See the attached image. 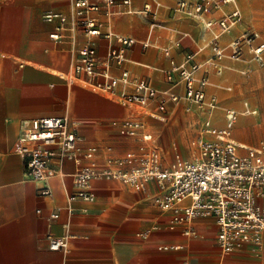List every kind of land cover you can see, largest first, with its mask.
Wrapping results in <instances>:
<instances>
[{
	"label": "crops",
	"instance_id": "0c3cea01",
	"mask_svg": "<svg viewBox=\"0 0 264 264\" xmlns=\"http://www.w3.org/2000/svg\"><path fill=\"white\" fill-rule=\"evenodd\" d=\"M72 1L48 8L72 19ZM90 1L98 9L87 15L95 18L99 32L87 34L77 24L64 30L59 39L50 37L56 23L31 15L27 0L3 2L0 9V264H264V233L260 248L244 242L222 253L216 244L217 225L212 216L194 221L193 236L184 235L181 225L170 228L169 214L154 202L160 194L154 182L137 190L100 177L92 181V200L71 198L78 164L70 158L56 161L58 173L49 179L52 198L39 194L40 182L24 178L23 160L17 152L19 137L30 120L50 116L69 115L76 120L82 148H97L93 161L98 168L106 166L108 157H122L141 143L138 136L121 132L120 123L126 118L144 122L142 131L151 134L150 143L159 150L164 166L171 164L175 152L190 158L194 150L187 138L198 131L202 115L186 111L182 101L167 97L170 92L182 94L183 86L167 81L166 73L173 63H181L187 52L206 45L210 34L204 21L240 7L233 0L219 10L205 9L200 18H194L176 11L175 0H130L128 4L122 0ZM145 4L151 6L149 14L142 12ZM249 26L242 16V22L222 35L220 43L227 45ZM109 31L135 40L124 51L120 64L109 57L121 48L117 37L106 35ZM84 46L95 50V71L68 78L79 64V51ZM210 55L205 46L196 59L205 63ZM250 56L246 52L243 60L223 58L219 75L205 63L207 94L228 102L222 88L226 91L232 85L226 86L224 81L237 68L250 66ZM122 71L128 72L129 82H118L112 92L102 89L106 75L118 77ZM244 71L246 75L249 69ZM133 77L147 80L156 96L145 104L119 101V94L134 90ZM163 97L165 109L159 110ZM227 107L237 111L234 106ZM213 122L224 124L222 107L214 112ZM236 123L237 119L231 139L240 146V153L264 146V142L248 146L236 141L238 127L247 128L243 121ZM260 203L264 206V197ZM52 212L57 213L55 218L50 216ZM49 232L68 237L66 247L50 250L45 240Z\"/></svg>",
	"mask_w": 264,
	"mask_h": 264
},
{
	"label": "built area",
	"instance_id": "2783aa9c",
	"mask_svg": "<svg viewBox=\"0 0 264 264\" xmlns=\"http://www.w3.org/2000/svg\"><path fill=\"white\" fill-rule=\"evenodd\" d=\"M108 1L112 3L114 0ZM122 1L124 4L130 2ZM231 1L233 0H175L174 9L200 18L205 9L219 10L224 3ZM72 9V19L52 8L42 11L43 20L56 23L55 30L50 34L52 39H59L64 30L73 29L77 24L87 34L99 32L95 18L87 15L98 9L96 3L90 0H73ZM142 12H152L150 4H145ZM241 22L242 13L237 6L220 18L203 22L205 30L210 34L205 46L211 51L205 63L208 62L218 75L223 71L221 60L225 57L243 60L247 52L255 63L263 61L264 41L251 26L244 28L227 45L220 43L221 36ZM106 35L117 37L121 43L119 50H113L109 54L110 58L120 64L124 51L135 40L110 31ZM143 45L146 46L147 43ZM205 46L187 52L183 61L173 63L172 70L166 73L167 81L173 84L180 82L183 86L182 94L170 92L167 97L174 102L182 101L186 111L195 110L202 115L198 131L189 142L194 150L190 158H184L179 152H175L171 164L164 166L159 150L150 143L151 134L142 131L144 122L126 118L120 123L121 132L128 136H138L141 143L136 150L126 152L122 157H108L106 166L98 168L93 161L97 148H82L76 120L69 115L50 116L30 120L29 127L19 137L21 144L17 152L23 160L24 178L40 182L39 194L52 198L49 179L58 173L56 161L70 158L78 164L73 176L71 198L92 200V181L100 177L118 180L137 190H143L148 182H154L160 192L154 197V202L169 214L170 228L181 225L184 235L193 236L196 235L194 221L212 216L217 225L216 244L222 253H228L244 242L260 248L264 233V206L260 203L264 197V146L247 148L245 153L239 152L240 146L231 139L237 119V111L233 108L223 110L222 126L213 122L214 111L220 107L219 100L216 95L207 94L208 70L203 69L205 63L196 59ZM168 52L166 49L165 54L168 55ZM79 56L80 62L71 74L73 78L82 73L91 75L95 71L97 59L93 47L84 46L79 51ZM201 69L203 72L199 74ZM246 72L243 71L244 74ZM106 76L107 81L102 89L109 92H112L118 82H129L127 71H122L118 77ZM132 83L134 90L119 94V101L145 104L157 94L143 78L133 77ZM244 106V112L257 113V109L251 108L247 101ZM158 109H165L164 97L158 103ZM107 150L110 151L111 148L108 147ZM50 216L55 218L57 213L52 212ZM45 240L50 250H62L67 245L68 237L49 232L46 233Z\"/></svg>",
	"mask_w": 264,
	"mask_h": 264
},
{
	"label": "rangeland",
	"instance_id": "374dc122",
	"mask_svg": "<svg viewBox=\"0 0 264 264\" xmlns=\"http://www.w3.org/2000/svg\"><path fill=\"white\" fill-rule=\"evenodd\" d=\"M9 1L12 0H0V9L3 8V2L7 3ZM13 1L22 2L26 0ZM27 1L29 2L31 15L39 14L42 17L43 10L48 9L50 6L63 7L70 0ZM236 2L240 6L239 8L245 21L258 32L259 37L264 41V0H236ZM249 61L252 62L250 66L237 68L231 72L232 74L227 76L224 85H232V88L230 89L231 91H227L228 89L225 91V87L222 88V91L226 93L228 102L223 103L222 99L219 98L221 101L219 105L223 110L229 105L234 106L237 109V123L239 124V122L243 121L247 125V128L238 127L240 132H234L236 141L244 142L248 146H257L264 142V56L260 64L255 63L251 59ZM246 68L249 69V72L245 75L243 71ZM67 77L73 79L71 74ZM243 101L251 103L257 109V113L251 115L244 112ZM193 136L189 135L187 138L188 142Z\"/></svg>",
	"mask_w": 264,
	"mask_h": 264
},
{
	"label": "bare ground",
	"instance_id": "6f19581e",
	"mask_svg": "<svg viewBox=\"0 0 264 264\" xmlns=\"http://www.w3.org/2000/svg\"><path fill=\"white\" fill-rule=\"evenodd\" d=\"M215 111H216V110H215ZM215 111H214V112H215ZM238 143H239V142H238ZM239 144H242V143H239ZM244 145H245V144H244ZM245 146H246V145H245Z\"/></svg>",
	"mask_w": 264,
	"mask_h": 264
}]
</instances>
